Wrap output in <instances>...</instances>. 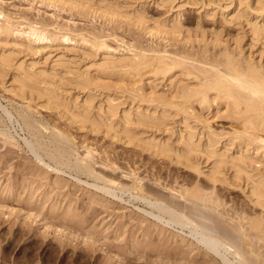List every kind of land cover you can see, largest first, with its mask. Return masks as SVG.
Segmentation results:
<instances>
[{
    "label": "bare ground",
    "instance_id": "1",
    "mask_svg": "<svg viewBox=\"0 0 264 264\" xmlns=\"http://www.w3.org/2000/svg\"><path fill=\"white\" fill-rule=\"evenodd\" d=\"M42 1L59 2L63 7L68 5L69 9L77 8L82 16L98 14L114 23L115 31L109 34L87 28L63 31L62 25L52 30L49 27L55 23L45 21L39 27L29 20L28 15L23 17L30 21L26 28L21 27V21L14 22L12 16L1 9L0 16L5 19L0 25V80L4 79L0 84L27 101L16 109L25 128L34 135V139H27L33 153L42 161L43 155L47 156L57 168L45 163L55 170L61 166L69 167L81 177H87L86 180L79 179L105 194L121 200H125V194H130L143 218L140 231L143 229L145 238L139 235L143 242L134 240L142 232H137L134 225L137 237L132 240V246L129 241L121 240L125 245L119 247L117 242L125 234L116 235L117 242L111 239V244L118 245L113 244L115 248H122L128 254L122 253L128 260L136 255L133 254L135 252H139L138 255L145 252L150 257L153 251H158L161 256L165 253V256H177L178 261V256H182L187 261L191 258V261L194 259L204 264L263 262L264 251L257 252L259 249L255 246L264 241V0H191V3L202 5L206 1L211 6L207 11L209 17L217 16L220 8L226 23L239 26L237 33L232 34L223 27L208 28L200 20L184 22L181 11L173 17H156L147 11L144 0ZM161 1L167 6L176 0ZM131 2L133 4L129 7ZM126 25L130 28L138 26L162 39L169 38L170 43L145 47L137 38L127 48L109 43L107 36L117 37L116 29L121 30ZM44 39L59 45L75 42L66 47L93 58H86L88 61L84 65H77V58L67 59L64 54H60L52 65H42L36 59L32 63L30 59L29 63L23 60L24 57L20 56L22 50L26 47L25 52L34 53L37 51L36 42ZM10 70L14 72L11 75L12 87L6 85ZM34 102L56 110L67 126L77 125L78 128L102 132L105 136L140 146L153 157H165L169 164L182 165L189 170H185L188 174L179 180L185 175L184 170L183 174L177 170L179 176L176 172L173 177L167 173L172 178L165 176L168 179L164 181V175L159 173L150 182L146 180L148 175L141 177L137 169H131L121 177L114 173L119 166L116 167L118 161L112 155L100 159L96 155L97 148L86 144V153L80 156L78 150L85 141L78 148L76 137L65 129L62 122L55 123L52 132L46 134L45 130L48 132L51 127L36 118ZM0 106L10 118L13 116V112L1 102ZM1 119L2 116L0 133L5 135ZM217 120L230 125H217ZM147 127L157 129V133L163 130L164 133L170 132L168 137H162V133H148ZM100 162L113 170L99 171L96 164ZM170 169L175 170L174 167ZM223 188L230 191L238 189L248 203L261 207V211L246 208L239 212L240 208L236 207L237 211L233 212L227 199L231 195ZM2 207L0 205V213L3 212ZM227 207L231 208L228 212L225 210ZM29 217L34 218L33 213ZM84 220L86 223L87 219ZM127 225L123 226L126 237ZM109 228H105L107 232ZM168 231L183 236L180 238ZM129 234L133 236L130 231ZM88 235L85 238L88 241L92 239V244L96 243L104 252L113 250V245L110 249L111 244L107 243L110 239L108 233L104 240L93 231ZM72 240L70 238V242ZM116 255L112 257L117 259ZM160 259V262L162 259L165 261L164 257Z\"/></svg>",
    "mask_w": 264,
    "mask_h": 264
},
{
    "label": "rangeland",
    "instance_id": "2",
    "mask_svg": "<svg viewBox=\"0 0 264 264\" xmlns=\"http://www.w3.org/2000/svg\"><path fill=\"white\" fill-rule=\"evenodd\" d=\"M132 4L133 3L131 2L128 4V6L130 7ZM144 4L147 11L150 12L151 15H155L156 17H173L175 14L181 11L183 13V21L187 23L197 22L200 20L208 28L223 27L226 32H229L231 34L237 33V29L239 28V26L235 23H226V21H224V19L222 18L223 16L220 13V8L217 9V16L209 17L207 15V11L211 9V6H209L206 1L204 5H202L201 3H191V0H176L172 4L164 6L161 0H144ZM1 9L5 13L10 14L14 22L17 23L18 21H21L23 23L21 24V27L26 28L28 27L27 24L30 21H34V24L39 27L42 26V22L45 23L46 21L53 22L52 24L55 23L54 25H50L49 27L52 30H57L56 26L60 25V27H64L63 31L71 29L81 30V28H87L86 30L89 29L90 31H94L96 33L105 32V34H109L110 32L115 31V29H113L114 23H109V21H107L104 17L102 18L95 13H91L88 16H82L79 12H77V8L69 9L68 5L63 7L59 2H48L42 0H0V11ZM167 10L169 11L167 12ZM25 15H28V18H31L29 19L30 21L26 18H23ZM226 17H228V15H226ZM4 19L5 18L3 16H0V25L2 24V21H4ZM228 19H230V17H228ZM39 21H41V23ZM116 31L117 37L114 35L107 36L108 42L113 46L121 45L122 48H127L128 44L136 42V38L145 47L155 46L157 44H165L167 42L170 43L169 38L162 39L158 34L147 33L138 26H132L130 28L128 25H126L125 28H121V30L116 29ZM72 33L76 34L75 32ZM179 38H182V36H180ZM172 41L173 40H171V42ZM69 44H75V42H65L64 44L59 45L56 42L52 43L47 39L38 40L35 44V46L37 47L36 52H25V50H27V48L25 47V50H22L20 56H22V58L24 57L23 60L26 59L28 63L30 62L29 59L31 60V63L36 59L42 65L46 63H50L52 65L54 60L60 58V54H64L65 58L67 59L77 58V65H84L86 61L93 58L92 56L90 57L88 55L76 53L74 50H72V48H67L66 45ZM26 53L28 57H26ZM29 53L31 55H29ZM86 58H88V60ZM20 62L21 61L17 62V64ZM12 70H10V74L7 76L6 85L9 87H12L11 82L13 81V78L11 75L14 73ZM3 80L4 79L1 78L0 81ZM0 102L13 112V116L10 118L9 115H7V113L4 111L3 107L0 106V117L2 116L3 118L1 119L3 120L1 121V129H5L7 133L5 135L3 133H0V205L1 207L3 205V212L0 213V264H107V262L108 264H115L116 262V264H177L176 261L178 262V264H193V262L195 264L202 263V261L197 262L195 260V262L194 259H192L191 261V258H188V260L192 262L189 263L187 259L181 258L182 256H178L181 260L178 261V258H176L177 256H165L166 253L165 255L161 256L160 253L158 254V251H153V253H151L153 257H150L152 258H150L148 256V253L145 252H142L139 255L137 254L139 252L133 253L134 255H136H133L134 257L131 255V257L135 258H132V261L128 260V258H125V255L128 254H125L126 252H124L123 249L119 247H121V245L123 244L125 245V242L128 241V243H130V245L132 246L131 242L133 243L132 240L137 237V232L142 231L141 234L139 233L138 237L134 239L136 242L138 240L142 241V239L145 238L143 229H141L140 231V228H143V218L141 217L137 206L134 204L132 197L129 196L130 194H125V200L118 199L112 195L105 194L101 190H98L97 188L87 184L86 182L80 181L79 177L83 180H86L88 178L84 176L81 177L77 172L70 169L69 167L61 166V169L55 170L53 167L57 168V166L54 164V162H51L47 156L43 155L45 161L40 160V158H38L33 153L27 143V139H34V135H32L25 128L20 117L18 116V111L16 109V107L27 103V101L14 95L12 92H9L1 83ZM33 111L36 118L42 120L45 123H48L52 128H50L48 132H46L47 130H45L46 134H50L52 132L51 130H53L55 123L62 122V125L64 124L63 126L66 125L64 123V119L60 120V114L56 110L46 108L41 104H37L34 102ZM223 121L224 120H217L216 123L217 125H219V123H221L220 125H222V123H224ZM229 125L227 123L225 126L228 127ZM65 129H69V131H72L71 133H73L76 137V141L79 142L78 148L81 144H83L82 142L85 141V145H81L78 150V153L80 152V156H83L86 153L87 148L85 147H87V145H90L93 148H97L96 155L100 159L110 158L109 155L117 158L118 164L116 165V167L119 166V168L114 171V173L121 175V177L123 173L129 172L131 171V169H137V172H139L138 174L141 177H143L144 175H148L149 178L147 176L146 180L149 181L155 180L154 178L157 177L159 173L160 175L163 174L164 177L167 176V173H169V175H172L173 177L175 172L177 174V170L179 173H182V171L184 170L183 173L185 176L182 177L180 175L181 179L179 178V180L185 179L188 174L187 172L189 170H187V168L183 167L182 165H180V167L182 166L180 169L179 165L175 166V164L173 163L169 164V161L165 157H153L151 156L150 152L143 151L140 146L138 147L133 144H127L124 143V141H119L112 137L105 136V133L104 135L102 132H91L87 129L85 130L83 128H78L77 125H66ZM139 129L143 130L144 128L140 127ZM151 129L147 127L148 133L150 132L152 134L156 131L158 132L157 129ZM157 132L156 134L159 135L162 133V137H168L167 135L169 134L170 130L168 132L166 131L165 133L164 130L159 133ZM46 138L47 137H45V139ZM75 155L76 154H74V158L76 157ZM45 162L50 163L53 167L48 166ZM153 162H155L154 165H152ZM165 164H167L169 169L170 167H174V172L170 171L171 169L169 170L168 168H165ZM96 167L99 171L101 169H111L107 168L106 165H102L101 162L97 163ZM177 167L179 168L177 169ZM146 168L148 169L146 170ZM156 168L160 169L157 170ZM178 174L177 176H179ZM152 175L153 177H150ZM177 176H174V178ZM128 179L130 180V178ZM167 179L168 178L165 177L164 181H166ZM89 180L90 182H95V180ZM225 191L231 195V197L227 199L230 206L232 207V209H230L233 210V212L237 208H240L238 209L239 212H242V210L246 208L249 211H261V207L252 206L251 203H248L247 198H245L238 189L232 190L233 192L228 189H226ZM232 196L234 197V199L232 198ZM232 204H234L235 208ZM96 208H98V210H95ZM228 209V207L225 208L226 212L230 210ZM32 213L34 218L36 216V219H34L33 217H29L30 214L32 215ZM85 216L89 218H86ZM84 219H87L86 223H83L85 221ZM136 219H138L139 221ZM137 221L142 222L138 223ZM127 224L129 225V227ZM124 225H127L125 226V228H129H126L127 230L125 229V231H127V237L126 232H124ZM134 225L137 227V232ZM108 226L111 227L109 228ZM54 227L56 228V230ZM106 227L109 228V232H107V230L105 229ZM86 229L88 232H86ZM111 229L112 231L110 232ZM114 229L117 230L114 231ZM119 229L121 231H119ZM98 230H106V232H99ZM128 230L133 234L134 237L129 234ZM57 231L59 233H57ZM89 231H93V233H95V235L97 236L99 235L98 237H100L102 240L105 239V235H107V233L108 235L113 233L112 235H109L110 241L107 240V243H109V245L112 243L111 239H115L116 241L112 240L114 242L118 241V239L115 237L116 235L125 234L124 238H126L124 239L122 237L117 242L120 245L119 247H114L115 245L118 246L116 243H113L115 245L111 244L110 246L111 249L113 245V250L111 249L110 252H114L117 255L120 254L119 257L114 254L116 255L117 259L113 258V253L112 255H110V252H104V250L96 245V243H93L94 245H96L94 247V245L92 244L93 240L89 239L88 241L87 239V236H89ZM64 232L69 233H66L67 235L65 236ZM84 232H86L85 235ZM142 233L144 236L142 235ZM171 233H173L174 235L177 234L176 236L179 237L181 236V234L179 235V233ZM102 234L103 236H100ZM77 235H79V237ZM80 235L83 237H80ZM139 235L142 236V239L139 238ZM69 236L71 240L73 237V240L71 242ZM127 238L129 239L126 241ZM76 239L79 242L81 240L83 241L79 243L78 241H76ZM121 240L125 242L123 243V241L121 242ZM255 240L257 241L258 239ZM85 241H88V243L84 244ZM77 242L79 244H77ZM263 242L264 241H259L255 246L256 249H259H255L257 252H259L260 250L264 251V246L262 247V245H264ZM88 244L89 246L91 244V247H89ZM82 245L83 248L80 249ZM92 246L96 250H94ZM98 247L100 249H97ZM132 248L134 249V247ZM80 250L84 251V253ZM85 250H90L91 252ZM97 250L99 254L96 253ZM119 251H121V253H119ZM122 253L125 255H123ZM250 253L252 254V252ZM263 253L264 252H262V254ZM251 254L249 255L250 257ZM252 255H254L255 257V254ZM136 256L141 257H138L137 259ZM159 256L161 258L164 257L165 261H163L162 259V262H160ZM143 257L145 259H148V262L145 261ZM157 257H159V259ZM119 258L125 259H123V261L121 259L120 261ZM118 260L120 262H118ZM166 260L172 261L167 262ZM258 262L264 264V257L263 262L257 261L256 263L260 264ZM204 263L205 262H203L202 264Z\"/></svg>",
    "mask_w": 264,
    "mask_h": 264
}]
</instances>
